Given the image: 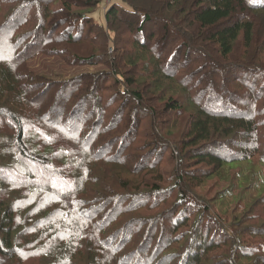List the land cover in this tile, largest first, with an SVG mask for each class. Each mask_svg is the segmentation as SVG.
I'll list each match as a JSON object with an SVG mask.
<instances>
[{"label":"trees","instance_id":"1","mask_svg":"<svg viewBox=\"0 0 264 264\" xmlns=\"http://www.w3.org/2000/svg\"><path fill=\"white\" fill-rule=\"evenodd\" d=\"M104 1L9 0L0 264H264V195L226 226L196 193L242 162L258 168L264 0H109L100 24L93 14ZM40 54L108 71L56 82L29 69ZM167 160L177 176L166 215ZM232 182L217 202L233 195Z\"/></svg>","mask_w":264,"mask_h":264},{"label":"rangeland","instance_id":"2","mask_svg":"<svg viewBox=\"0 0 264 264\" xmlns=\"http://www.w3.org/2000/svg\"><path fill=\"white\" fill-rule=\"evenodd\" d=\"M108 1L109 0H105L93 14L95 19H97V21L100 24L105 23L104 12L107 6L109 5ZM5 2H7V4L4 5V8L7 10H5L4 18L2 17L3 19L0 21V26L5 25L4 23H6L9 20L10 14L8 16L6 15L7 13H9V11L11 13L12 9L14 8V4H9V0H5ZM111 2L114 3L115 0H111ZM17 21L15 20L9 23L5 27L8 29V32H10L11 26L16 24ZM10 38L11 37H9L8 39ZM1 51H4V47L1 48ZM3 55L6 56L5 53ZM28 66H29V69L35 74H37L38 76H41V77H44V78H47L49 80L56 81V82L71 79V77H74L81 73H94V72L100 73L103 71H108V68L103 65L88 66V67L87 66H70L62 58L58 56H49V55H44V54H40L34 59L30 60V62L28 63ZM109 85L114 86V81H110ZM162 105H163L162 102L157 103L158 107H162ZM117 109H119V104H116L114 106V112ZM161 113H165V110L158 109V114L160 115L161 118L164 117L162 122L167 123L168 116H166V114H164L163 116ZM149 125H150V122L149 121L146 122L145 125L143 126L144 127L143 130L148 128ZM168 125L169 124H167V126ZM175 133L179 135V138L177 139L179 141V139H181V132L177 129ZM259 136H260L259 141H260L262 151H259L258 156H255L253 158V162L255 163L256 166H258L256 170L260 172L258 176L253 175V173L256 170H252L251 165L242 162L243 164L241 166H238L231 171L226 170L225 176L227 178L220 179L216 177L212 180H207L200 187L196 188V193L198 195L197 201L204 202L202 207H204L205 205H211L210 206L211 210L209 213L212 214L213 216L218 217V219L221 222H223V224L226 226H231V221L233 220L234 215L235 216H241V215L247 216V214H245V209L248 208L246 204L254 201L257 197L264 195V189H262V187H264V165L261 163V158L264 157V132L262 131V134L260 133ZM140 141L141 143L145 142V138L141 137ZM225 154H228V153H225ZM204 169H206V167ZM161 171L164 175L165 180L160 185L162 189L166 191L164 192L163 196L160 197V199L162 201L166 198L167 201L166 203L161 204L159 208L161 209L162 212H166V215H167L171 211L172 209L171 207L173 205V200L167 197V193H168L167 190L175 182V178L177 175H176V170L174 168V165L168 160L162 164ZM200 171L201 170H197L195 171L194 174L198 176ZM242 173L245 174V178L247 179V181L243 183V187L241 189H238L237 183L240 181V178H241L240 176ZM122 176L126 177L129 175L122 174ZM230 177H232V181H233L232 185L234 184L231 188L233 195H228V196L226 195L223 201L217 202L216 198L221 199L222 197L220 193H222V191H224L227 187L230 186ZM260 187H261V192H259ZM158 211L159 210H156L155 213H157ZM145 213L147 216V212ZM263 218H264V215H263ZM248 222L251 225L259 224V222L252 221V220H248ZM240 229L242 232L245 228L243 229L240 228ZM246 231L247 230L243 232H246ZM248 231L250 232V230ZM242 235L244 237H247L246 233H243ZM253 241H260V240L254 239Z\"/></svg>","mask_w":264,"mask_h":264},{"label":"bare ground","instance_id":"3","mask_svg":"<svg viewBox=\"0 0 264 264\" xmlns=\"http://www.w3.org/2000/svg\"><path fill=\"white\" fill-rule=\"evenodd\" d=\"M232 134V133H231ZM228 136V135H227ZM185 149H186V147H185ZM110 187V186H109ZM55 196V195H54Z\"/></svg>","mask_w":264,"mask_h":264}]
</instances>
